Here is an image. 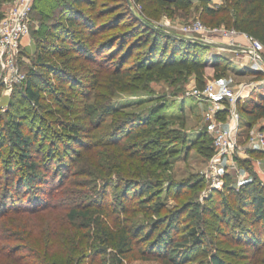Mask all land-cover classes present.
I'll return each instance as SVG.
<instances>
[{"label": "trees", "instance_id": "1", "mask_svg": "<svg viewBox=\"0 0 264 264\" xmlns=\"http://www.w3.org/2000/svg\"><path fill=\"white\" fill-rule=\"evenodd\" d=\"M4 1L8 0H0V18ZM143 1L157 5L159 10L165 5L187 8L196 3ZM199 2L203 3L202 15L209 17L212 26L236 28L264 42V0H224L225 4L216 8L209 0ZM125 4V0L34 2L32 17L35 13L40 21L36 31L41 29V34L36 35L35 62L46 70L23 66L26 78L9 95L6 115L0 112V131L5 116L13 126L9 141L0 136V161H8L3 154L8 142L20 148L14 153L20 166L9 162L1 166L5 184L0 182V220L12 218L18 225L0 229V264H125L135 254L137 244L156 233L158 237L151 245L142 244L141 257H148V250L153 249L166 263L182 264L181 246L189 241L203 244L205 229L196 226L189 227L185 236L176 237L181 218L193 202L157 218L150 226L134 221L138 212L151 214L155 204H150L154 199L152 191L149 198L138 189L165 183L164 169L172 165L171 159L178 157L174 153L179 151H169L170 143L186 142V137L181 129L170 127L172 122L163 112H155L158 108L149 113L126 110L117 105L116 94L147 89L146 81L154 75L184 78L194 74L197 85H205L206 59L196 49H208L210 44L185 33L161 29L138 15H132L134 22L124 23L122 19L129 14L124 12ZM117 25L116 32H106ZM53 55L61 60L52 61ZM99 57L112 64L102 67ZM85 67L94 70L89 86H82L78 80ZM214 67L216 77L222 78L220 71L225 67L219 61ZM261 95L253 106L239 100L242 127L250 128L264 117V94ZM26 98L35 105L34 109L51 114L52 122L63 131L43 124L25 131L26 114L18 110ZM45 98L54 100L56 108H48ZM40 135L51 142L47 152L41 153V144H36ZM202 135L211 142L201 143L197 149L211 157L215 152L212 136L206 128ZM100 146L104 148H97ZM102 152H111L114 159L108 156L109 160L93 164L91 160ZM250 153L253 157L263 155L260 150ZM42 156L46 159L44 165L39 162ZM251 159H238L241 168L246 164L250 174L239 188L237 177L228 174L225 187L212 190L210 197L223 194L227 198H216L213 211L228 220L227 226L231 218L236 219L232 227H236L240 240L260 243L264 231V179L254 170ZM80 177L86 178L78 180ZM170 183L176 184V196L189 187L187 181ZM211 199L204 204L205 215L211 212ZM237 216L251 224L245 225ZM211 263L227 261L212 253Z\"/></svg>", "mask_w": 264, "mask_h": 264}, {"label": "rangeland", "instance_id": "2", "mask_svg": "<svg viewBox=\"0 0 264 264\" xmlns=\"http://www.w3.org/2000/svg\"><path fill=\"white\" fill-rule=\"evenodd\" d=\"M13 1L15 0H8L2 3L1 9L3 10L4 14L7 11L8 6ZM101 1L102 0H99V2ZM125 1L126 7L124 12H129V14L126 16V18L122 19V22L124 23L132 21L134 22L132 15H138L146 20H149L152 24L158 26L161 29L182 34L183 32L181 31L180 27L183 24L198 19L202 21L207 29L204 32L188 35L192 38L202 39L207 44H210V48L208 47V49L203 47H197L196 49L197 52H200V54L204 56V59H206V65L208 66V68H206V82L214 80L218 83L229 84L236 89H240V87L244 85L247 86L246 95L242 98V104H245L246 106H253L257 100H260L262 96L261 94H264V65L262 68H257L254 63H249V61H247V57H245L242 52L232 47L231 43H229V39L223 35L221 30L212 31L215 26H212L209 23V17H204L202 15L203 3H195L193 6L187 8L180 7L175 4H172L171 6L165 5L161 6V9L159 10L157 5H146L143 0ZM221 4H225L224 0ZM32 19V44L26 49L25 58L20 61V65L25 66L26 69H29L32 66H37L39 70L45 71L46 69L40 67L39 64L35 62L37 45L36 35L38 36V34H41V29L39 32L36 31L38 28H40V21L35 13L33 14ZM119 26L120 25L114 26L106 32H116L119 30ZM222 27L224 26H221V28ZM239 40H243L241 43H245V38L242 35L235 36L234 42H236V44ZM223 46L228 47L224 48ZM219 51L222 54H219ZM137 52L138 51H135V54H137ZM262 55L264 56V51ZM213 57L225 67L223 71H220L224 74L222 78L216 77L215 68L210 69V67L213 66L211 64L213 61L211 58ZM50 59L52 61H59L61 60V57L53 55L50 57ZM99 59H102V67H105L111 63V60H108L104 57H99ZM84 69L83 76L81 78L79 77L78 80H80V82L83 84L82 86H89V79L91 78L94 70L93 68L90 69V67H85ZM260 72H263V74ZM101 83H104L102 82V79ZM146 84L148 86L147 89L119 91L116 94L117 105L120 108H124L126 110L141 112L145 111L146 113H149L150 110L158 108V110L155 112H163L172 122L170 127L181 129V132L186 137V142H178L177 144L176 142L170 143L171 145L169 146V151H172L175 148L179 151L174 153L175 155H178V157L171 159L173 161L172 165H167L164 169L167 170V177L163 185H159L158 187H140L138 189V192H142L143 197L149 196V198L152 196L150 193L152 191L154 194V199L150 202V204H155L151 214L138 212V215L135 217L133 216L134 221L136 220V223H142L146 226H150V223L157 218L166 216V214L171 213L170 211L181 207L184 203L193 202V205L188 208L187 212L181 218L180 231L176 233V237L181 238L180 236H185L187 234L188 228L191 226L202 228V230L205 229V237L203 244H196L193 241H189L186 245L181 246L180 250L182 257H180L179 260H181L182 264H212V253L220 254L227 261V264H264V231L262 232L263 236L260 243H255L251 239L240 240L239 234L235 230L236 227H232V225L236 222V219L231 218L230 223L227 226L226 222H228V220H223L219 214H215L213 211L215 210L216 206V198L219 199L220 196H223L224 201H226L227 198L224 197L223 194H219V197L218 195L217 197H210L211 191H209V179L206 170L212 156L208 157L197 149L201 143L204 144L205 142L206 144H210L211 141L208 136L202 135L203 130L205 128L207 129V126L203 120V110L205 107H207V102L189 94L193 86L197 85L195 75L189 74L184 78H179L177 75H172L171 77L154 75V78L147 80ZM45 94L47 93H44V95ZM22 100L25 101H22L21 108L18 111L22 114H26V118L24 119L25 124L23 126L25 131H31L32 127L37 128L39 124H43L46 125V127L49 126L52 128L57 126L52 122L54 117L46 110L44 111V109H34L35 105H33L31 101L27 100V98ZM8 102L9 95L4 93V86H0V112L4 115H6V106H8ZM43 102L48 104V108H56L54 100L52 99L45 98ZM30 109H32V111ZM1 122L2 129L0 132L2 134H0V136H5L7 141H9L10 134L13 131V126L9 123V121L6 122V116ZM263 124L264 117L259 118L253 126L261 128ZM46 127L44 130L47 133L48 128L46 129ZM56 129L61 132L63 131L62 128L56 127ZM247 132L248 129L245 128L242 137V145L247 144V140L245 138ZM36 144H41L42 153L44 151L47 152L51 142L48 138L42 139V136L40 135V138ZM97 148L104 147L100 146ZM8 150H11L10 154H8ZM18 151H20V148L8 142L6 147L3 148V154L5 157L7 156L8 161H0V168L2 165L8 162L9 164L20 166V163L17 161L18 157L16 154H14ZM12 154H14L13 156L15 157H10ZM108 156H111V152H102L95 159L93 158L91 162L96 164L105 159L109 160ZM251 157L252 159L250 163L253 164L254 170H257L260 176L264 179L263 155L254 157L251 155V153L246 155L240 154V156L238 155V159H246ZM112 158L114 159V157ZM44 160H46L44 156L39 158V162H42L43 165L45 164L43 162ZM238 161L240 166V163L242 162H240V160ZM250 163L248 161V165H250ZM225 169L222 170L221 174L226 181V177L229 174V166H227ZM41 170H43V168H41ZM230 174H233L234 177H237L236 181L242 179V182L246 181L250 176L249 169L247 168L246 164H243L242 168H234ZM0 176V182L2 185H4L5 177L2 168ZM242 176H245L244 179ZM81 178L86 177H80L78 180ZM172 181H187L189 187H185L183 193L176 196V184H171L170 182ZM170 184L171 186L169 187ZM236 184L237 188H239L243 183L238 185L237 181ZM224 187L225 186H223V188ZM169 189H171V191ZM45 196L46 198H49L48 195ZM234 196L237 198V200L240 199L238 194ZM210 198H213L209 203L211 212H209L208 215H205L203 212V207L205 202H208ZM229 200L231 201L232 198ZM188 214H193V217H190ZM237 217L238 220L244 222L242 217ZM206 218L207 221H204ZM244 224L249 226L251 222L245 220ZM17 225L18 224L16 220L12 218L0 220V229H14ZM157 237L158 234L156 233L149 237L151 239L148 240L145 238L144 241L139 242L140 244H137L135 254L130 259H126L125 264H168L164 261L162 256L156 253L153 249L148 250V257L146 258L141 257V254L139 253L141 251L140 248L142 247V244L144 246L146 244L151 245V243Z\"/></svg>", "mask_w": 264, "mask_h": 264}, {"label": "built area", "instance_id": "3", "mask_svg": "<svg viewBox=\"0 0 264 264\" xmlns=\"http://www.w3.org/2000/svg\"><path fill=\"white\" fill-rule=\"evenodd\" d=\"M34 2L35 0H15L0 18V84L4 86V93L8 95L12 93L15 85L21 83L27 75L20 61L25 58L23 50L32 44L31 25ZM180 29L185 34H193L204 32L207 28L198 19L183 24ZM220 30L229 39V43L238 47L237 50L247 57L249 63L262 68L264 43L260 39L236 28L225 26L215 27L212 31ZM238 35L245 38V43L238 41L236 44L234 42L235 36ZM246 92L247 86L245 85L236 89L229 84L218 83L214 80L206 82L203 86H193L189 92L190 95L207 102V107L203 110V120L212 136L215 148L206 170L209 191L223 188L225 180L221 173L227 166H229V174L234 168H241L238 155H246L250 153V150H260L264 156L263 129L256 126L245 127L248 129L245 137L247 144L242 145L245 128L242 127V115L238 102L246 95ZM237 181L238 185L243 183L242 179Z\"/></svg>", "mask_w": 264, "mask_h": 264}, {"label": "crops", "instance_id": "4", "mask_svg": "<svg viewBox=\"0 0 264 264\" xmlns=\"http://www.w3.org/2000/svg\"><path fill=\"white\" fill-rule=\"evenodd\" d=\"M194 1H195L196 3H200L199 0H194ZM222 2H223V0H213V1H209V4H210L211 6H213V7L216 8V7L219 6V4L222 3ZM241 39H243V38H241ZM241 41H243V40H239V42H241ZM223 47L226 48V47H228V46H223ZM232 47H233L234 49L237 50V48H235L236 46H233V45H232ZM228 49H229V48H228ZM220 53H221V52L219 51V54H220ZM221 54H222V53H221ZM211 60H213L214 62L212 61L211 64H212L213 66H211L210 69H213V68H215V67H214V64H215V61H216V60H215L214 57L211 58ZM206 64H207V63H206ZM206 68H208L207 65H206Z\"/></svg>", "mask_w": 264, "mask_h": 264}, {"label": "water", "instance_id": "5", "mask_svg": "<svg viewBox=\"0 0 264 264\" xmlns=\"http://www.w3.org/2000/svg\"><path fill=\"white\" fill-rule=\"evenodd\" d=\"M235 48H238V47H235Z\"/></svg>", "mask_w": 264, "mask_h": 264}]
</instances>
